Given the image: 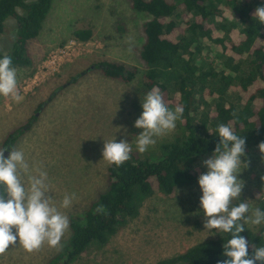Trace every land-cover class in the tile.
Instances as JSON below:
<instances>
[{"label": "rangeland", "instance_id": "374dc122", "mask_svg": "<svg viewBox=\"0 0 264 264\" xmlns=\"http://www.w3.org/2000/svg\"><path fill=\"white\" fill-rule=\"evenodd\" d=\"M146 19L145 13L131 7L130 0H53L38 35L27 42L32 63L13 67L19 100L0 95V148H6L8 156L6 137L23 128L11 146L22 151L29 164L22 180L27 187L29 176L47 173L48 195L69 222L73 216H82L106 188L109 163L102 158L104 141L127 139L137 151L135 142L141 129L134 127V121L143 111L141 101L148 92L143 87L145 66L139 56ZM14 25L15 20L8 19L0 37L3 54L9 50ZM88 28L92 30L90 39L74 37L75 30ZM100 61L123 63L138 71L134 79L124 82L92 67ZM230 99L236 102L234 96ZM182 131L179 119L174 130L154 137V145L137 153L157 156L160 145ZM245 152L239 174L244 186L239 197L249 205L245 226L257 231L264 223L254 225L250 221L264 198V153L258 145L245 146ZM212 155L203 154L194 160L193 182L171 195L155 193L146 198L136 217L106 243L91 245L74 263L153 264L218 236V230L204 228L198 184L199 175L207 171L202 161ZM65 195L72 197L67 208L60 206ZM238 198L233 199V205ZM70 234L69 226L57 247L45 242L32 252L18 242L0 255V264H47Z\"/></svg>", "mask_w": 264, "mask_h": 264}, {"label": "trees", "instance_id": "16d2710c", "mask_svg": "<svg viewBox=\"0 0 264 264\" xmlns=\"http://www.w3.org/2000/svg\"><path fill=\"white\" fill-rule=\"evenodd\" d=\"M52 1L0 0V37L7 20H15L9 50L0 52V58L11 57L12 67L32 63L27 42L38 35ZM130 2L135 11L147 15L139 51L145 66L143 87L148 92L159 88L169 107L183 106V131L162 143L157 156L142 157L132 150L122 165L109 164L106 188L82 216L70 218V237L47 264H75L91 245L106 243L136 217L146 198L155 193L171 195L193 182V162L200 155L213 154L220 139L219 124L230 126L236 135L244 137L245 146L264 142V24L252 15L264 0ZM73 35L86 41L92 30L77 29ZM92 67L124 82L134 79L138 71L111 61H100ZM232 96L237 103L230 99ZM22 129L9 133L5 145L11 147ZM242 202L239 197L236 205ZM101 206L104 211L98 212ZM259 206L264 210V198ZM244 227L240 235L250 245L264 246V225L257 231ZM230 238V233L218 231L215 238L153 264H217L226 259L223 243Z\"/></svg>", "mask_w": 264, "mask_h": 264}, {"label": "clouds", "instance_id": "9594fccd", "mask_svg": "<svg viewBox=\"0 0 264 264\" xmlns=\"http://www.w3.org/2000/svg\"><path fill=\"white\" fill-rule=\"evenodd\" d=\"M252 15L260 24H264V5L257 6ZM11 65L10 56L0 58V95L19 100L16 70ZM141 106L143 111L134 121V127L141 129L135 144L136 150L143 153L155 144L154 137L175 129L184 108L179 104L174 109L170 108L157 87L146 93ZM217 131L219 142L213 155L202 161L207 171L198 177L202 190L200 206L205 217L204 228L231 234V238L223 243L222 255L226 259L218 260L217 264H264V246L254 247L240 235L245 230L244 225L249 222L246 216L249 205L232 203L233 199L241 196L244 186L239 174L241 157L246 156V140L225 124H219ZM258 147L264 153V142ZM8 150L9 155L5 157L6 148H0V255L18 242L28 252L38 250L45 242L57 247L69 227V219L48 195L47 173L41 171L38 176H29L26 187L22 176L28 173L29 164L25 161L24 153L12 147ZM131 152L132 146L127 139L116 142L114 137L104 141L102 158L109 164L119 166L130 158ZM71 204L72 197L65 195L60 206L67 208ZM97 211L104 209L101 206ZM250 222L254 225L264 223V210L256 208Z\"/></svg>", "mask_w": 264, "mask_h": 264}, {"label": "water", "instance_id": "95a60500", "mask_svg": "<svg viewBox=\"0 0 264 264\" xmlns=\"http://www.w3.org/2000/svg\"><path fill=\"white\" fill-rule=\"evenodd\" d=\"M83 73V72H82ZM5 157H7V152H5Z\"/></svg>", "mask_w": 264, "mask_h": 264}]
</instances>
